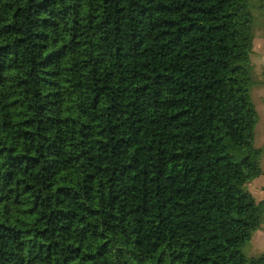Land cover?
<instances>
[{"label":"trees","instance_id":"1","mask_svg":"<svg viewBox=\"0 0 264 264\" xmlns=\"http://www.w3.org/2000/svg\"><path fill=\"white\" fill-rule=\"evenodd\" d=\"M263 9L0 0V264H264Z\"/></svg>","mask_w":264,"mask_h":264},{"label":"rangeland","instance_id":"2","mask_svg":"<svg viewBox=\"0 0 264 264\" xmlns=\"http://www.w3.org/2000/svg\"><path fill=\"white\" fill-rule=\"evenodd\" d=\"M256 20L254 47L257 39L264 38V9L260 10ZM254 51V50H253ZM253 55V53H252ZM255 83L251 88V95L259 114V123L256 128L255 144L262 150L261 165L263 173L261 176L249 183L248 189L257 201L264 200V69L262 67L253 70ZM264 252V222L258 231L254 233L251 240L244 247V253L248 257H256Z\"/></svg>","mask_w":264,"mask_h":264},{"label":"crops","instance_id":"3","mask_svg":"<svg viewBox=\"0 0 264 264\" xmlns=\"http://www.w3.org/2000/svg\"><path fill=\"white\" fill-rule=\"evenodd\" d=\"M254 70L262 67L264 69V38L257 39L252 55Z\"/></svg>","mask_w":264,"mask_h":264}]
</instances>
